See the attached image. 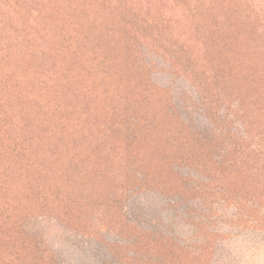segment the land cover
<instances>
[{"label":"rangeland","instance_id":"obj_1","mask_svg":"<svg viewBox=\"0 0 264 264\" xmlns=\"http://www.w3.org/2000/svg\"><path fill=\"white\" fill-rule=\"evenodd\" d=\"M0 264H264V0H0Z\"/></svg>","mask_w":264,"mask_h":264}]
</instances>
